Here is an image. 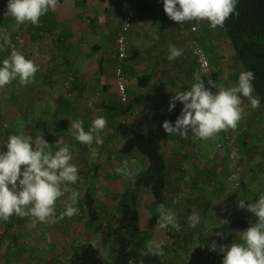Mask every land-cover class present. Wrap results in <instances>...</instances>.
I'll return each instance as SVG.
<instances>
[{"label":"rangeland","instance_id":"374dc122","mask_svg":"<svg viewBox=\"0 0 264 264\" xmlns=\"http://www.w3.org/2000/svg\"><path fill=\"white\" fill-rule=\"evenodd\" d=\"M7 4L8 0H0V37L9 36L11 45L4 44L0 38V45H3L0 61L9 58L14 47L26 58L32 59L39 66V71L33 84L21 86L18 81H12L0 88V151L5 150L6 141L13 134L32 137L33 140L43 135L53 153L58 150L56 142L61 140L62 145L70 149L71 163L79 169V178L74 184L66 183L68 190L56 202V218L53 221L40 222L30 216L20 218L15 215L7 221L0 220V264H71V255L89 240L110 264L113 255L111 245H104L101 236L85 226L87 214L83 199L91 193L105 210L103 219L110 221L116 211L115 197L123 189L116 169L125 161L128 167L144 169L142 159L124 158L116 152L130 133L147 128L148 119L155 125L164 146L174 202L185 206L188 216H201L200 223L194 228L189 226L188 216L176 218L180 230L171 228V232L179 243L171 251V262L222 264L220 247L241 243V233L257 220L251 212L240 209L238 201L245 199L246 203H255L264 195V105L260 103L259 108H252L248 99L242 97V117L236 128L221 131L207 140L196 139L191 132L186 137L170 135L162 125L167 118V121L175 123L181 114L182 103L177 101L175 112L167 118H164L162 110L169 105V101L162 93L156 96L157 107L151 115L146 112L148 107L136 111L131 106L130 92L136 87L139 75L149 68V63H146L149 56L144 53L148 47L130 49L131 30L127 35V56L122 63L127 102H122L118 92V37L124 17L130 10L125 11L117 31L108 27L95 29L91 23L87 29L76 31L71 36L74 42L71 44L77 54L80 33L83 53L91 52L93 45L100 48V59L113 79L112 84L107 85L110 89L105 90L94 58L88 62L70 63V68L64 66L63 54L67 56L69 51L67 35L61 31L58 21L54 28L50 24L52 18L57 17L55 12L50 10L42 16L38 26L30 22L16 25L14 18L7 15ZM185 23H188L189 31L185 29ZM185 23L182 24V36L193 33L191 29L196 27L190 22ZM199 26L202 28L198 30L196 27L195 36L200 31L201 36H205L202 40L209 44L205 50L216 72V88L205 85L206 88L215 94L221 87H235L242 69L224 29ZM189 37L191 39L192 36ZM191 45L205 48L199 41L191 40L186 54H189ZM184 53L179 57L181 60L186 55ZM134 58L135 62L139 60V67L134 66ZM193 71L190 67L186 75H182L180 87L184 91L190 90L195 83L192 77L196 70ZM100 116L107 120V127L101 133L103 144L97 145L93 141L89 145L76 141L69 131L71 120H82L87 131L92 121ZM233 166L240 179L237 190L231 188L228 182ZM64 187L62 185V191ZM72 192L78 194V201L73 206L78 207L79 212L73 217L59 219V214L72 203ZM188 201L191 203L187 204ZM213 243L217 245L216 251L211 250Z\"/></svg>","mask_w":264,"mask_h":264},{"label":"clouds","instance_id":"9594fccd","mask_svg":"<svg viewBox=\"0 0 264 264\" xmlns=\"http://www.w3.org/2000/svg\"><path fill=\"white\" fill-rule=\"evenodd\" d=\"M167 16L180 25L193 20L208 21L212 29L223 27L232 16H238L239 0H162ZM59 0H8L7 15L15 20L16 25L30 22L38 26L40 18L50 10L55 11ZM4 44L11 45L9 36L0 37ZM3 45H0L2 50ZM182 50L172 46L169 60L178 59ZM39 66L32 59L14 47L10 57L0 61V88L12 81H18L21 86L33 84ZM195 83L190 90L178 92L169 102V111L176 108V102L183 104L180 116L175 123L165 121L163 128L170 135L186 137L189 132L196 139L207 140L221 131L235 129L242 117L243 98L248 99L252 108L260 107V100L253 95L255 73L251 70L241 71L235 87L219 88L214 94L206 88L200 73H194ZM208 83L216 88V84ZM107 127V120L100 116L95 118L89 129L85 131L82 120H71L69 131L75 140L82 144H103L101 133ZM58 150H50V144L43 135L25 137L10 135L5 144V150L0 151V220L7 221L13 215L20 218L33 217L40 222L53 221L56 218V202L64 191L66 183L74 184L79 178V169L71 163L72 154L62 141L56 142ZM127 161L118 167V174H125ZM62 185L64 189L62 191ZM72 203L68 204L59 214V219L73 217L79 209L75 207L78 194L71 193ZM240 209L251 212L257 220L240 235L241 243H233L230 247L221 246L222 264H264V195L255 203H246L245 199L238 201ZM158 226L180 230V224L171 209L160 205ZM201 221L199 214L188 216L189 226L196 227ZM227 221H225L226 223ZM217 245L212 244L211 250L216 251ZM153 255H163L162 243H154L150 249Z\"/></svg>","mask_w":264,"mask_h":264},{"label":"trees","instance_id":"16d2710c","mask_svg":"<svg viewBox=\"0 0 264 264\" xmlns=\"http://www.w3.org/2000/svg\"><path fill=\"white\" fill-rule=\"evenodd\" d=\"M64 2L59 0L58 7ZM237 11L239 15L230 17L222 28L242 71L255 73L254 94L264 105V0H239ZM150 82L149 75L137 79V85L142 88ZM116 154L142 159L144 169L127 166L125 174H118L123 189L115 197L116 211L109 222L103 219L105 210L97 199L91 193L84 196L86 228L100 235L104 245H111L110 264H173L171 251L179 243L178 238L172 234L171 227L158 226V209L163 204L176 218L188 216L189 211L173 200L164 146L157 129L148 125L144 131L130 133ZM154 243H162L163 255L152 254ZM70 262L109 264L92 240L77 249Z\"/></svg>","mask_w":264,"mask_h":264},{"label":"crops","instance_id":"0c3cea01","mask_svg":"<svg viewBox=\"0 0 264 264\" xmlns=\"http://www.w3.org/2000/svg\"><path fill=\"white\" fill-rule=\"evenodd\" d=\"M127 10H130L134 15L131 34L129 35L130 49L134 51L139 47H148L146 49L148 51L144 53H148L149 58L146 63H149V68L148 71L143 72L139 77L143 75L151 76V82L148 87L142 88L136 84V87L130 92L131 106L136 111L139 110L138 108L148 107L146 112L151 115L157 107L156 96L162 93L166 101L170 102V99L176 93L184 91L180 87L182 75H186L185 73H187L190 67L194 71L196 70L195 64H187L183 61L184 56L182 60L180 58L169 60L168 56L171 47L175 46V48L182 50L184 53L188 43L191 40H197L199 43H202L205 47L204 49H207L209 44L207 41L202 40L205 36L203 34L201 36V31L197 36H195L196 32H194L183 35L184 38H182V25L167 16L162 0H65L63 5L53 11L57 17L55 19L52 18L53 20H51L50 24L54 28L58 21L61 31L67 35V50L69 51L67 52V56L63 54L64 66L70 68V63L88 62L89 59L94 58L97 63L98 75L103 77L104 80L103 87H105V90H109L110 87L108 88L107 85H111L113 79L106 72L107 67L100 59V48H96L93 45L91 52L83 53L80 49L83 47L80 40L82 34L80 33L78 36L77 54L71 44L74 43L71 36L76 31L79 32L87 29L91 23L95 29L108 27L117 31L122 24L123 15ZM91 19L97 21L92 22ZM190 23L191 26H196L198 30L202 28L199 26L200 24L202 26L208 25L207 27H209V22L206 20H193ZM184 27L188 31L190 30L188 29V23H185ZM189 36H192L191 39ZM85 48L89 50L88 45ZM133 62H135V58ZM137 62H135L134 66L139 67ZM169 102L167 103L169 104ZM168 106L165 105L163 108L165 110H162L165 113L164 118L175 112V109L170 112ZM148 121L147 126L152 125L156 129L155 125Z\"/></svg>","mask_w":264,"mask_h":264},{"label":"built area","instance_id":"2783aa9c","mask_svg":"<svg viewBox=\"0 0 264 264\" xmlns=\"http://www.w3.org/2000/svg\"><path fill=\"white\" fill-rule=\"evenodd\" d=\"M134 15L131 12H128L123 21L122 29L118 37V46H119V66L116 70V83L119 95L123 103L127 102L128 92H127V83L125 79L124 72L122 70L123 60L127 56V35L129 34L134 20ZM192 32H196V28H192ZM186 63H193L196 67L195 73H200L204 84L208 87H212L208 83L209 80H212L214 83L216 81V72L212 68V64L209 58V55L205 49L199 46H190L189 54H186L183 58ZM192 81L196 82L194 75ZM228 182L234 190L240 188V179L237 169L233 166L231 169Z\"/></svg>","mask_w":264,"mask_h":264},{"label":"bare ground","instance_id":"6f19581e","mask_svg":"<svg viewBox=\"0 0 264 264\" xmlns=\"http://www.w3.org/2000/svg\"><path fill=\"white\" fill-rule=\"evenodd\" d=\"M193 28V27H192ZM196 28V27H195ZM192 30V29H191ZM196 32H197V28H196ZM194 33V32H193ZM204 49V48H203ZM208 53V52H207ZM211 61V60H210ZM212 64V63H211Z\"/></svg>","mask_w":264,"mask_h":264}]
</instances>
